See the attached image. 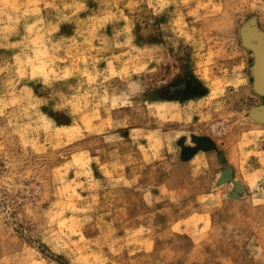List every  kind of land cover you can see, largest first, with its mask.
I'll return each mask as SVG.
<instances>
[{
    "label": "rangeland",
    "instance_id": "rangeland-1",
    "mask_svg": "<svg viewBox=\"0 0 264 264\" xmlns=\"http://www.w3.org/2000/svg\"><path fill=\"white\" fill-rule=\"evenodd\" d=\"M262 50L264 0H0V264H264Z\"/></svg>",
    "mask_w": 264,
    "mask_h": 264
},
{
    "label": "water",
    "instance_id": "water-1",
    "mask_svg": "<svg viewBox=\"0 0 264 264\" xmlns=\"http://www.w3.org/2000/svg\"><path fill=\"white\" fill-rule=\"evenodd\" d=\"M260 48L263 49V45H259ZM261 56L259 59L258 67H257V77H258V87L264 91V50L261 51Z\"/></svg>",
    "mask_w": 264,
    "mask_h": 264
}]
</instances>
